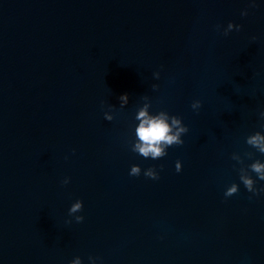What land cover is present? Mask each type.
<instances>
[{"label": "water", "instance_id": "1", "mask_svg": "<svg viewBox=\"0 0 264 264\" xmlns=\"http://www.w3.org/2000/svg\"><path fill=\"white\" fill-rule=\"evenodd\" d=\"M145 104L188 128L160 159ZM262 112L264 0H0V264H264Z\"/></svg>", "mask_w": 264, "mask_h": 264}, {"label": "clouds", "instance_id": "2", "mask_svg": "<svg viewBox=\"0 0 264 264\" xmlns=\"http://www.w3.org/2000/svg\"><path fill=\"white\" fill-rule=\"evenodd\" d=\"M241 15H247V11L241 13ZM217 25V29H219ZM240 25H235L229 22L227 28L224 29L223 34L228 35L233 29L239 31ZM255 40V37L252 38ZM154 78L159 79L160 73H153ZM153 89L157 86L153 85ZM121 101V106L128 103L129 97L127 94H123L119 97ZM144 100H148L147 96L143 97ZM201 101L195 100L191 104L194 110H199L201 108ZM149 104H145L144 107L138 110L135 119L139 121L138 126L135 129V134L138 142L132 146V151L138 153L144 158H151L153 160L160 159L167 155L166 149L173 145H182L184 141L181 139L182 134L188 132V128L182 123L181 118L175 115H169L166 111H160L154 115H149L148 108ZM261 117L264 118V112H262ZM105 119L111 121L113 117L105 113ZM246 143L253 148H255L259 153L264 154V134L261 132H256L247 137ZM247 156L251 157L250 153H246ZM232 159L236 160L238 163L243 164V160L240 155L233 154ZM175 168L177 172L182 170L181 162L176 161ZM240 181L243 183L245 188L254 195H258L264 192V187L257 188L256 181L250 175V172L255 173L256 177L260 181H264V163L256 160L252 164L248 165L246 168L241 167L240 170ZM141 173V168L139 165H133L130 169L129 175L139 176ZM144 175L151 179H159L157 171L150 167L145 172ZM63 183L67 184L68 180L65 179ZM238 185L233 183L227 188L224 195L225 197H231L238 192ZM83 208V202L77 200L69 209V215L80 212ZM76 221L82 222L83 216H76ZM71 223V221H68ZM92 259V258H90ZM71 264H81V259L79 257L71 261ZM94 264V261H93Z\"/></svg>", "mask_w": 264, "mask_h": 264}]
</instances>
